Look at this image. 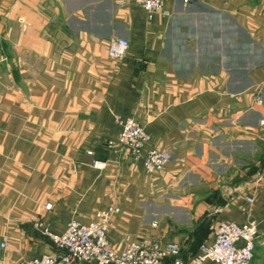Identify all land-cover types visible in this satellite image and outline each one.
<instances>
[{
  "label": "crops",
  "instance_id": "1",
  "mask_svg": "<svg viewBox=\"0 0 264 264\" xmlns=\"http://www.w3.org/2000/svg\"><path fill=\"white\" fill-rule=\"evenodd\" d=\"M164 9L0 0V264L55 252L44 228L110 205L117 251L129 236L176 241L188 258L219 221L253 222L264 264V0ZM116 38L129 43L120 59L108 55ZM115 115L149 133L138 158L114 143ZM149 148L168 152L163 170L143 168Z\"/></svg>",
  "mask_w": 264,
  "mask_h": 264
},
{
  "label": "built area",
  "instance_id": "2",
  "mask_svg": "<svg viewBox=\"0 0 264 264\" xmlns=\"http://www.w3.org/2000/svg\"><path fill=\"white\" fill-rule=\"evenodd\" d=\"M131 1L141 5L149 17L157 11L169 15L164 9L168 0H115L118 5ZM128 46L127 39L116 38L109 43L108 55L120 59L126 54ZM255 102L264 105L260 94L255 95ZM115 120L120 131L114 143L138 158L144 144L150 139L149 133L133 117L115 115ZM259 124L264 126V117L259 120ZM169 160L167 151L149 148L142 158V164L147 173H153L163 170ZM103 164L98 160L92 162L94 167H102ZM247 201L252 202V198L247 197ZM50 206V203L45 205L46 208ZM117 211V206L110 205L97 211L87 223L71 220L62 233H52L44 228V234L50 237L56 251L34 257L27 264H167V260H170L169 264H202L206 260L218 264H254L253 253L258 232L253 222L240 225L234 221H219L213 231V240L202 244L197 254L184 258L176 241L161 242L127 236L125 247L120 251L115 250L108 243L106 233L111 217ZM35 226L41 227L42 224L35 222Z\"/></svg>",
  "mask_w": 264,
  "mask_h": 264
}]
</instances>
